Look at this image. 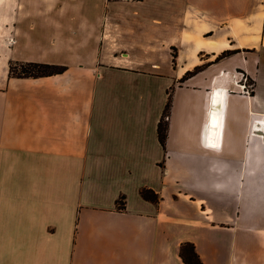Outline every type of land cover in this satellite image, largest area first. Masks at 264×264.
Masks as SVG:
<instances>
[{
    "label": "crops",
    "instance_id": "crops-1",
    "mask_svg": "<svg viewBox=\"0 0 264 264\" xmlns=\"http://www.w3.org/2000/svg\"><path fill=\"white\" fill-rule=\"evenodd\" d=\"M17 1L0 0V264H186L187 243L264 264V0ZM30 62L66 69L11 74Z\"/></svg>",
    "mask_w": 264,
    "mask_h": 264
},
{
    "label": "trees",
    "instance_id": "trees-1",
    "mask_svg": "<svg viewBox=\"0 0 264 264\" xmlns=\"http://www.w3.org/2000/svg\"><path fill=\"white\" fill-rule=\"evenodd\" d=\"M227 54L228 53H225L224 56H226ZM27 64L40 67V68H42V70L36 74L35 73H32V74L23 73V75H18L19 77L47 76V75H51V74L61 73L66 69L65 66H58V65L55 66V65H51V64H45V63L30 62ZM10 71H11V73L13 72L11 69H10ZM188 75H191V72L188 73L187 76ZM170 109H171V98L169 97L167 104H166V107L164 109L162 118L158 124V138H159V141L163 147H165L167 135H168V123L166 121H167V118L169 116ZM141 194L147 200H151V201L157 200V195L151 190H147V189L142 190ZM123 200H124V197L122 196L118 201V204L121 208L123 207V204H124ZM181 256H182V258L186 264H203L200 261L198 255L196 254V252L194 250V246L190 243L184 244L182 246Z\"/></svg>",
    "mask_w": 264,
    "mask_h": 264
},
{
    "label": "rangeland",
    "instance_id": "rangeland-1",
    "mask_svg": "<svg viewBox=\"0 0 264 264\" xmlns=\"http://www.w3.org/2000/svg\"><path fill=\"white\" fill-rule=\"evenodd\" d=\"M114 1H121V0H114ZM126 1H134L135 2V1H139V0H126ZM16 12H17V14H26L27 7H26L25 0H18L17 1ZM172 53L175 54L174 51H172ZM55 66H57V65H55ZM10 69L13 71L11 74L15 75V76L23 75V73H25V74L35 73L36 74L42 70V68H40V67L30 65L27 63L11 64ZM194 71L196 72V70H194ZM239 75L241 76L242 81H244L243 88L247 87L248 90H251L253 88V85H252L253 82L251 80H247V78L245 79V76H243L241 72H239ZM245 117L246 116H244V115L242 116V118H245Z\"/></svg>",
    "mask_w": 264,
    "mask_h": 264
},
{
    "label": "bare ground",
    "instance_id": "bare-ground-1",
    "mask_svg": "<svg viewBox=\"0 0 264 264\" xmlns=\"http://www.w3.org/2000/svg\"><path fill=\"white\" fill-rule=\"evenodd\" d=\"M219 91L217 89L214 90V95H218ZM218 99L217 97H215L213 99V113H212V120L214 121L216 118H217V113H216V107H217V104H218ZM218 109V108H217Z\"/></svg>",
    "mask_w": 264,
    "mask_h": 264
}]
</instances>
